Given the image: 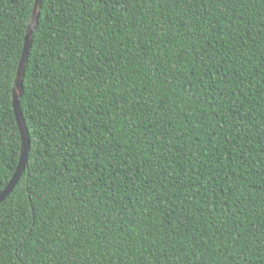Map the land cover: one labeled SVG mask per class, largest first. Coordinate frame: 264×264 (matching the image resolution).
Returning a JSON list of instances; mask_svg holds the SVG:
<instances>
[{"label":"trees","instance_id":"1","mask_svg":"<svg viewBox=\"0 0 264 264\" xmlns=\"http://www.w3.org/2000/svg\"><path fill=\"white\" fill-rule=\"evenodd\" d=\"M36 0H0V194ZM30 150L0 264H264V0H43Z\"/></svg>","mask_w":264,"mask_h":264},{"label":"water","instance_id":"2","mask_svg":"<svg viewBox=\"0 0 264 264\" xmlns=\"http://www.w3.org/2000/svg\"><path fill=\"white\" fill-rule=\"evenodd\" d=\"M43 0H36L31 19L28 25L27 33L25 36V43L23 48L22 57L20 60L16 80L13 88V112L15 115L16 123L21 136V153L20 160L17 167V170L7 185V187L0 194V205L12 194L15 190L19 182L21 181L24 172L26 171L28 164V154L30 150V137L29 132L26 126V123L23 118V114L21 112L20 107V99L23 97L24 89H23V80L25 75V69L27 65V61L29 58L31 46H32V37L37 28L40 16V8Z\"/></svg>","mask_w":264,"mask_h":264}]
</instances>
